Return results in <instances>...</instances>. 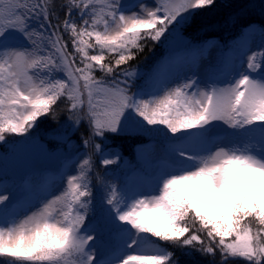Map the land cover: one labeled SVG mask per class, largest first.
Here are the masks:
<instances>
[{
  "label": "snow or ice",
  "instance_id": "snow-or-ice-1",
  "mask_svg": "<svg viewBox=\"0 0 264 264\" xmlns=\"http://www.w3.org/2000/svg\"><path fill=\"white\" fill-rule=\"evenodd\" d=\"M214 5L0 0V144L50 119L64 157L24 195L0 185V264H264V24L222 79L200 77L197 46L129 67ZM121 134L159 138L146 176L107 179Z\"/></svg>",
  "mask_w": 264,
  "mask_h": 264
},
{
  "label": "rangeland",
  "instance_id": "rangeland-1",
  "mask_svg": "<svg viewBox=\"0 0 264 264\" xmlns=\"http://www.w3.org/2000/svg\"><path fill=\"white\" fill-rule=\"evenodd\" d=\"M244 36L236 38L237 41L233 50L227 51L225 54L229 57L240 56L241 46L251 47L248 48V53L257 50L261 46V39L258 37V29H249L244 31ZM187 40L186 35L183 33V27L178 29L176 34L169 36L166 40L162 37L161 42L168 48H172L173 55L177 61H186L192 51V47L186 49L188 46L185 43ZM261 40V41H260ZM245 41L247 43H245ZM203 49V54L200 56L197 71L201 78H207L210 73L215 72L221 79L223 78L222 67L219 64L216 65L220 54V45L215 42H205L202 46H197ZM223 58V57H222ZM189 75L191 73H188ZM121 142H128L131 136H136L140 139L142 136L149 139L147 135L139 134H121ZM117 138V137H116ZM46 133H40L36 129L33 131L31 137L27 140L20 138H9V142L6 144H0V185L6 186L10 193H15L17 196L26 194L25 189L27 186H35L42 182L46 176L53 175L60 167V164L64 157L54 151V143L50 141ZM140 146L144 147V152L141 155L139 152ZM7 148V149H6ZM6 149V150H5ZM160 150L159 138L149 139L144 144L139 145L131 156L125 157L123 160L126 171L119 179L125 177H132L133 170L136 172L148 171V164L151 161L153 155ZM65 155L69 150L67 147L60 150ZM116 165V164H115ZM115 165H109L112 167ZM97 166L103 167L97 159ZM74 171V169H73ZM139 173V172H138ZM7 177V178H6ZM142 177V176H141ZM95 183V181H94ZM98 258H103L100 253L103 249H97Z\"/></svg>",
  "mask_w": 264,
  "mask_h": 264
},
{
  "label": "trees",
  "instance_id": "trees-1",
  "mask_svg": "<svg viewBox=\"0 0 264 264\" xmlns=\"http://www.w3.org/2000/svg\"><path fill=\"white\" fill-rule=\"evenodd\" d=\"M57 4L61 0H56ZM261 2L262 0H215V5L209 7L204 12L200 13L196 20L188 26L183 27V33L186 35L187 48L192 46H202L205 42H217L220 45L221 51L226 53L229 50L234 49V45L237 41L236 38L242 37V33L247 31V26L252 24L258 29L261 24H264V15L261 14ZM249 5H255V7H249ZM60 18H63V11L59 12ZM260 39L262 37L259 35ZM67 39V37H65ZM260 40V41H261ZM169 56H173L172 48H168L166 45L157 42H148L142 53L137 55V58L129 62V67H139L140 69H146L151 66L158 58L167 59ZM227 55H223V63L220 67L224 66V62L227 59ZM219 61H222L219 58ZM142 83V81H140ZM60 109H63V105H60ZM67 113L58 110L59 121L63 122L66 119ZM36 128L40 133H48L54 124L50 119H43ZM122 137L119 136L112 141L113 147L117 148L120 153L121 159L115 166L107 167V171L113 175H109L107 179L114 180L117 177H122L126 168L124 167V158L131 156L133 151L137 149L139 145L144 144L147 140L144 136L137 139L136 136H131L128 142H121ZM51 140H49V145ZM78 142V141H77ZM66 146L62 147L65 148ZM7 149V148H6ZM5 149V150H6ZM101 175L104 174L105 168L97 166V170ZM2 178V177H1ZM0 178V179H1ZM7 178V177H6ZM176 255L182 260H192L195 262L200 257H186L181 254L180 251L176 252Z\"/></svg>",
  "mask_w": 264,
  "mask_h": 264
}]
</instances>
